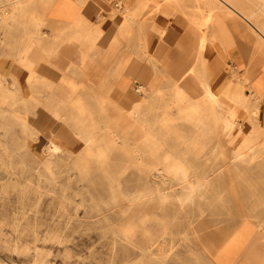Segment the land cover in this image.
I'll return each mask as SVG.
<instances>
[{"label":"rangeland","instance_id":"374dc122","mask_svg":"<svg viewBox=\"0 0 264 264\" xmlns=\"http://www.w3.org/2000/svg\"><path fill=\"white\" fill-rule=\"evenodd\" d=\"M50 1L0 0V264H264V0L234 1L238 30L225 0H150L151 17L165 7L197 36L219 8L216 50L231 35L245 57L214 78L195 41L184 53L165 33L175 57L151 53L148 80L123 90L126 51L101 29L64 37ZM201 81L220 105L241 100L244 134L218 149Z\"/></svg>","mask_w":264,"mask_h":264},{"label":"crops","instance_id":"0c3cea01","mask_svg":"<svg viewBox=\"0 0 264 264\" xmlns=\"http://www.w3.org/2000/svg\"><path fill=\"white\" fill-rule=\"evenodd\" d=\"M110 3V6H108L106 0H89L87 2H82L81 0H51L47 7V18L53 26L62 28L64 37H73L74 35H90L93 37L96 29H101L108 34L109 48L112 49L115 47L120 51H126V59L124 60V62H126V67L124 70L121 69L122 73L117 77V90L131 88L137 80H148L151 70L149 65V56L151 53H156L157 51L159 53V57L162 54L161 51L167 52V50H169L168 55L175 57V54H177L175 53V47L170 46L168 48L166 46V42L162 37L163 34L168 33V39L174 41L177 40L175 45L183 46L184 53L186 51V47H191L194 41L198 47L201 35L197 36V30L191 28L189 26V22L187 21L188 19L183 18L182 15H174V17L173 15H170V17L167 18V21H165L163 18H165L166 11L165 7H162L151 17L149 9L153 8L152 4L154 1L150 0H113ZM103 10H108V15L102 16L100 13ZM180 18H182L183 23L180 21ZM219 19L221 18L211 15V27L207 28L205 32L207 43L214 51L211 50L212 52L209 53L207 52L208 48L196 50L201 53L199 54L202 58V66H204V70L207 75L213 76L214 78L225 74L227 69L226 65H229L225 56H227L228 59L230 58L229 60L237 67V62L235 60V53L237 51H234L235 49L229 48L225 51L224 42L222 46L223 49L220 48L219 50H216V36L213 26L216 27V23H218L217 21H219L221 25ZM221 27L223 28L222 25ZM95 40L96 39L94 38V41ZM188 42L189 44H187ZM95 46L100 47V49L108 47L106 43L101 41H99ZM68 48L75 49V46L71 45ZM163 55L164 57L166 56L165 54H162V56ZM120 57H122V54H120ZM179 58L180 63L187 64L186 62L188 61L185 60L182 54ZM61 63L64 64V61ZM122 63L123 61L120 62V64ZM38 65H40V63H38ZM228 81L229 77L226 75L225 85ZM205 84L207 87L212 89L210 84L207 82H205ZM140 89L142 91L143 86L139 88V91ZM202 91H204L203 88ZM131 92V90H128V98L132 101L133 106H138L139 101L137 99H132L133 97H131ZM133 92L137 93L135 91ZM259 92L262 94L261 91ZM198 93L199 92L196 94L197 96ZM225 98V109L228 112L226 120L234 121L230 128L238 126L236 125V108L233 104L236 103L239 105L241 100L240 98L232 100L226 95ZM253 104L255 103H250V107L248 108L249 114L251 113L249 117L250 120H254V114L258 112V110H256L257 105ZM190 107L194 112H198L199 110L194 104H191ZM262 118H264V116ZM256 122L258 123L257 120ZM230 128L226 134L229 132ZM241 128H244V125H241L238 128V131ZM245 255L246 251L244 253V256Z\"/></svg>","mask_w":264,"mask_h":264},{"label":"bare ground","instance_id":"6f19581e","mask_svg":"<svg viewBox=\"0 0 264 264\" xmlns=\"http://www.w3.org/2000/svg\"><path fill=\"white\" fill-rule=\"evenodd\" d=\"M206 1H208V0H206ZM211 2L213 1V0H210ZM219 0H217V2H218ZM234 1H236V0H225V2L227 3V5H228V7H229V9L225 12V17L227 18V19H232L233 21H234V23H233V25H234V27H235V29L236 30H238V28H237V26L235 25V18H237V17H239L238 16V14H239V12H238V10H236L235 8H233L234 7ZM249 1H252V0H249ZM220 2V1H219ZM213 3H215V2H213ZM215 6V5H214ZM213 8H215V7H213ZM215 10V9H214ZM211 11H213V9H211V8H209V10H208V13L206 14V16L204 17V26H203V29L205 28V24H206V30H207V28H209V27H211V25H210V17H211ZM216 11V13H218L219 14V16L218 17H220L221 15H220V13H221V11H219V8H217V10H215ZM224 17V16H223ZM245 22H246V24H248L251 28H252V25H250V23H249V21L248 20H244ZM224 28V27H223ZM215 27L213 26V30L215 31ZM257 29V28H256ZM255 28H254V31H256L257 33H259V36L264 40V35H262L259 31H258V29L256 30ZM206 30H204L203 32H204V34H202L201 35V40H200V42H199V44H198V47H197V50H200V49H203V48H208V51L207 52H212V51H214L213 49H212V47L207 43V40H206V38H205V32H206ZM230 34V33H229ZM236 44H238L239 45V43L238 42H236L232 37H231V35H230V39H229V45H228V48H232V49H235L234 51H236V46L238 47V45H236ZM238 49H239V47H238ZM212 50V51H211ZM227 50V49H226ZM237 53V59H242L243 57H245V55L243 56L242 54H243V52L240 54L239 52H236ZM229 82V81H228ZM226 83V85H225V90H226V88H227V86L229 85V83ZM201 87L203 88V90H204V93L206 94V96H207V98H209L210 99V102H211V104L209 105V106H203V108H206V111H208L209 112V115H208V117H210V118H213V119H217L218 120V122H221V129H222V131H221V134H220V136H219V138H218V141H217V143H216V149H218V147H220L222 144H221V140H222V138H223V136L226 134V132L228 131V129L230 128V126H231V124L232 123H234V121L233 120H230V121H227L226 120V115L228 114V112H227V110L225 109V103H224V105H220V104H218L217 102H216V96H215V94H214V92H213V89H211V88H209V87H207L206 86V84H205V82L204 81H201ZM226 95V94H225ZM194 105H196V107L200 110V112H194V115H198L199 113H202L201 111H202V109L200 108V106H198L197 105V103H195ZM210 106H211V108H210ZM212 106H214V107H212ZM190 107V106H189ZM134 108H136V107H134ZM190 109H191V107H190ZM192 110V109H191ZM204 111V110H203ZM251 121V123H253L254 125H256V121L255 122H253L254 120H250ZM258 124V123H257ZM243 128H241L239 131H238V133L233 137V139H237L238 137H239V135H240V133L241 134H244L241 130H242ZM248 133H250V132H247V136H248ZM251 134V133H250ZM54 146H56V145H54ZM2 147V146H1ZM56 150V149H55ZM54 151V150H53ZM21 165V164H20ZM201 187V186H200ZM199 189V188H198ZM197 189V190H198ZM184 190V189H183ZM182 190V191H183ZM136 191V190H135ZM190 192V191H189ZM161 193V192H160ZM133 194V193H132ZM182 195H183V193H181ZM186 194V193H185ZM191 195V194H190ZM189 196V195H188ZM171 197V196H170ZM133 198V197H132ZM173 198V197H172ZM175 198V197H174ZM188 198V197H187ZM250 252V251H249ZM249 252H248V254H249ZM250 257V256H249Z\"/></svg>","mask_w":264,"mask_h":264}]
</instances>
